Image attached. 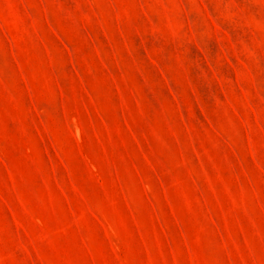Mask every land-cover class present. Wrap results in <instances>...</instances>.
Here are the masks:
<instances>
[{
  "label": "rangeland",
  "instance_id": "374dc122",
  "mask_svg": "<svg viewBox=\"0 0 264 264\" xmlns=\"http://www.w3.org/2000/svg\"><path fill=\"white\" fill-rule=\"evenodd\" d=\"M0 264H264V0H0Z\"/></svg>",
  "mask_w": 264,
  "mask_h": 264
}]
</instances>
